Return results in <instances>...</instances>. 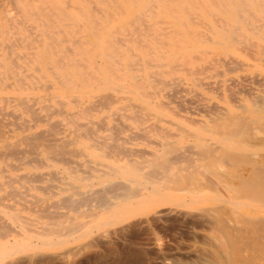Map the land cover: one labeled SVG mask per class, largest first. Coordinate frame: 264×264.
<instances>
[{
  "label": "rangeland",
  "instance_id": "rangeland-1",
  "mask_svg": "<svg viewBox=\"0 0 264 264\" xmlns=\"http://www.w3.org/2000/svg\"><path fill=\"white\" fill-rule=\"evenodd\" d=\"M0 2L2 4V5L0 4V12H1L0 14L6 13L7 15L16 18L17 22L19 19L22 23L19 24L22 27L23 24L25 23V26L23 27L25 29L22 30V32L25 35L29 32L27 35L30 34L31 36V34L34 32V27L32 25L36 22H39L40 24L39 27L43 29L42 38L45 40V43H47L45 46H47L50 43V45H52L51 47L58 48V52L60 54L61 53L63 54L61 56L64 60L68 59L69 55H72V57L90 59L95 63V65H98L100 67H104V66L107 67L108 57L106 54H102L101 52L112 51V53L118 52L124 54V55H120V54L115 55L114 58L118 61V64L123 65L126 63V65H128V67H130V69H132L133 71L140 72L139 62L141 61L142 58L146 59L148 57L145 52L147 53L158 52L163 54L159 57V59L155 58L154 60L152 59L150 60V61H157L160 64L159 65L153 63L149 64L148 70L151 72L149 73L148 78L151 81L145 80L146 82L143 85V87L139 86L138 88L134 85H130L128 83L129 82L128 79L122 80L116 78L118 83L124 82L127 86L126 87L127 89L124 88L123 91L124 93H123L121 92L122 91L121 88L120 89L118 88L116 91L107 87H97L91 80L90 84L92 85V88L90 89L89 92H84L82 88H75L73 91H70L68 94L64 96L58 95L57 98L65 99L66 102H68L65 103L64 105L62 104L59 105L60 102L58 101V99L55 97L53 98L52 96L53 90H55L57 88V85H59L58 83L59 81L57 82V78L55 79V76H53L54 72L48 69L46 72L43 73L45 76L43 75V77H41L40 86L37 90L34 91L36 92L34 95L37 96V99L35 101L36 103L33 101L34 102L32 103L33 107H31L32 105L28 106L29 110L26 109L24 112V119H30V121L25 120L24 122V126H25L24 129L26 128V126L28 127V130L25 129V132L40 131L41 129L43 130L48 126L47 122L51 120L58 121L60 119L61 121H59L57 124L59 130L58 129L55 130V135L58 137L63 136L61 138L67 140L68 143L70 140V144L67 145L68 144L67 143L65 144V146L67 145L66 147L69 148L74 147V149L76 148L75 150H77L78 148V153L77 151H73L74 156L71 155V152L68 153V155L66 153L65 155H63L65 159L67 158V160L64 159V161L66 163H69L68 165L63 161V159H60L58 155H57L58 157L57 159L55 156H49V155L45 156L48 153L47 152H46L47 154L45 153L44 147L42 145L37 146L38 150L40 151L36 150L37 152H39V154L35 152L36 154L35 153L34 154L37 155L35 157L32 152L34 148L32 149L29 145L24 144L25 142L22 143V141L19 142L17 141L19 143V148L21 150L15 154L12 153L15 155V157L14 155L8 156L11 153L6 155L8 156L7 158L5 155L4 156L0 155V198L2 196L7 197L6 199H4L5 197L3 199H0V201L1 202L3 201L4 204H7L6 207L9 206V204L12 206L14 205V208L12 209H15V210H11V208L9 209L10 206L7 209L0 204V218L2 219L0 220V225L2 227L3 225H5V227L7 228L10 225L11 228L13 227L14 228L13 230H15L14 232H9L7 234L8 230L6 231L5 227H3L5 228V231L1 228L4 232H6V234L5 235L2 234L1 233L2 230H0V237H1L0 249L3 246L10 245L15 240L22 239L23 241L29 240L31 243L33 242V244L29 247H20L17 250L13 251L12 253L4 257H0V264H178V263L189 264V262L191 264H194L193 262H195V264L198 263L200 264L199 257L201 258V255L204 258H207L208 260H210L209 257L210 258L212 257L211 259L218 257L215 258L214 260H218L220 261L221 264H225L227 256L226 255L222 256V254L214 252L213 250L214 248L210 246L209 243H207L209 241V239L206 240L207 237L212 239L211 237H213V233L211 232V226H209L210 224L201 219H195V220L192 219L193 221L191 222V220L184 221L181 219H179L178 221V218H174L175 220L172 219L173 220L172 221L170 218V220L169 219L166 220L165 222L161 223V225L158 224L160 226L156 225L155 227L152 228V230L150 229L148 230L146 227L144 229V227L136 226L135 228L131 227L132 229L129 228L128 230L125 231L116 232V231H112L111 229L108 230L107 226H105L103 228H95V229L93 228L92 231L93 233L85 237L74 238L75 235H77L80 232V231H76L75 232L76 234L75 233L71 234V236L67 241L56 245H43L41 243H38L35 240V238H33V235H35L37 232L42 231L41 228H37L39 226L41 227L52 226L53 224L62 223L65 221L64 223H62L64 224L62 225L64 229L61 231L62 227L60 226L59 228V233L61 232V234H63L65 228H67V226L69 225L68 221L69 220L71 221L70 217L71 218L76 217L77 220L84 222L92 218L91 214L93 212L98 211V208H95L96 201L93 199L95 202L94 201L89 202L92 199L89 200L88 198L89 195L88 197L86 196L87 194H89V191L84 187L79 190H80V196L81 197L83 196L82 199L86 201L84 202L82 200L83 202H77L78 206L80 205L82 206L84 204L82 207H79V210L77 208L78 206L76 205L75 208L78 210V212L75 209L71 210L70 209L71 207H67L70 211H68V209L65 208L66 203L63 204L64 202L63 199L67 198V196L69 197L70 195H72L73 198H77V195L72 194L74 192L73 191L74 188L71 184L73 183L72 181L73 176H79V177H82L84 175L86 176L87 175L86 172H88V170H89L88 173L98 174L106 169L105 166L106 163L114 159H120V158L123 159L125 157H130V156L136 157L138 154H143L147 152V150L150 151L157 146L160 139H165V140L167 139L172 141L174 139L183 138L184 143H188L191 140L193 141L195 139L197 133L208 139H215V138L217 139L223 134L215 130L216 128L215 123L219 120H223L224 118H226L228 114L229 115L237 114V113L247 114L248 117L257 116L258 114L260 115L263 114L264 110L258 111L257 109L259 107H257L256 104H260L259 102L260 100L257 99V97H261V95L264 94V90H263L264 89V53H263L264 52L263 50L264 49L263 48L264 47V14L251 15L252 17L250 16V18L247 19V22L251 23L248 24L252 26L250 27L247 25V22L245 23L240 22L238 25H235L234 22H232V16H231L234 10H229V9L226 10L224 6L219 4L220 0H59L58 3L59 8L54 7L55 9L53 8L54 11L51 13H49L50 7L48 6L45 0L44 1L43 0H0ZM20 3L23 4V6H25L24 11L21 10ZM146 3L147 5L144 6ZM230 3L232 4L233 7H235V5L239 3V0H230ZM34 4H39V13L35 14L33 13V11H31L32 9L31 7ZM255 5L256 8L258 9L260 8L259 3H255ZM6 8L7 10H10V12L7 11ZM237 11H238L237 13L241 12L240 10ZM217 23L220 25H218ZM234 25L236 26L235 27L236 30L235 33L233 34L234 35L233 37L229 36L228 39H222L221 42H218L215 39L218 33L220 34L219 29L227 30L231 27L234 28ZM29 28L31 29L29 30ZM213 28H216L217 30L216 29L214 30ZM252 28L254 29L252 30ZM254 30L256 31L258 30L257 33H254ZM212 32H214L216 36ZM243 34L244 36H246V38L243 37ZM234 38L237 41H234ZM53 39L55 41H53ZM77 39L79 40L76 42ZM243 39L244 42H242ZM233 41L236 44L235 43L233 44ZM222 42L223 44H221ZM250 43L252 45H249ZM28 47L29 46H27L26 50L30 51L31 48ZM67 47L70 48L71 51H69L70 49H68ZM249 48L250 50H248ZM76 52H81V54H76ZM229 55H231V57H228ZM232 57L233 58L236 57V60H234ZM49 58H50V54L46 53L44 54L43 61L46 62V60H48ZM130 58H135V59L137 58V60L133 62V64L132 63L129 64L128 61L130 60ZM223 58H225V60ZM231 58L234 62L231 61ZM164 60H171V62L169 65L167 64L164 65L162 64V61ZM237 60H239V63L241 64L240 66ZM224 61L227 62L230 61V64L227 62L224 63ZM225 64L227 67L225 66ZM77 68L79 69V71L86 69V67L83 65H77ZM151 73L152 75H150ZM156 78L158 82L157 80H154ZM180 79L182 80L180 81ZM152 82L155 83L153 84ZM175 82H177V84L179 83V86H177ZM48 83L53 87L48 86L49 85ZM172 83L174 84L173 86ZM46 84L48 85L46 86ZM150 85L152 86V88ZM181 86L184 89L186 87V89L185 90L182 89ZM174 87L177 91L174 89ZM133 89L137 90L138 93L135 94ZM109 91L113 92L112 93L113 97L109 103L103 102L106 105L105 108V106L101 105L102 103H100L101 101H99L100 100L99 97L101 96V94L107 93ZM259 93L261 95L258 96ZM120 94L121 95L123 94L124 97L121 96ZM150 94L151 96L153 94L155 98L153 96L151 97ZM113 98L116 100L114 101ZM95 99L98 100L99 104H97L98 102H94ZM253 99L255 100V103H253L254 102ZM56 100L58 101V104ZM145 100H150L151 103L148 106L146 105L144 106L143 104H145L144 102ZM44 103H47L45 104L46 106L44 105ZM123 103H125L124 106ZM240 103H244L243 105L245 106V108L242 107L244 109L235 106V104L241 106ZM251 103L255 104L256 107L253 106ZM132 104L133 105L136 104V105L132 106ZM47 105L49 106H48V110L46 111L45 109L47 108ZM90 105L93 106V110L92 107L87 108V106L90 107ZM96 105H98L97 108ZM42 106H44L45 108L43 109ZM54 106L57 107L58 110L62 109L60 106L62 107L64 106L63 109H65L66 111L62 110L63 114H60L62 111H57V109L54 108ZM118 106L119 107L122 106L123 108H119ZM37 107L39 108L37 109ZM51 108H54L58 113L56 114V112L53 111L54 109ZM94 108L97 110H95ZM33 109H35V111L37 112L41 110L38 113H34L36 115L38 114V116H36V118H38L36 119L38 120L35 122L36 124L33 123L35 119V116H33L34 114L32 113ZM50 110H52L55 114L53 112L49 113ZM135 110H139V111H135ZM45 111L49 113V116L50 114H52L50 119L49 117H47L48 114ZM68 112L72 114L70 115ZM113 113H115L116 115ZM30 114L32 115V117H34V119L30 117ZM41 114H43L44 117ZM64 114L67 115V119ZM216 114L219 115L220 117L217 118L218 116ZM105 115L107 117H105ZM40 116H42L41 117L42 120ZM142 116L144 118L148 117L147 118L148 120L146 118L144 119ZM72 117L74 118V120L71 119ZM43 118L47 121H43ZM68 118L71 121H69ZM101 118L102 119L104 118L102 122L106 121L103 126L100 120ZM209 118L210 120L212 119L214 122L213 121H212L213 123L210 122L208 120ZM39 119L41 121H39ZM75 120L77 121L75 122ZM26 121L28 124H31V126L30 125L28 126V124H26ZM72 121L74 122L72 123ZM79 121L80 123H82V121H85L86 124L89 125V128L90 126L93 127L92 129L91 128L89 130L87 129V133L83 132L85 135L87 134V137L85 135H84L85 137L83 135L81 137L80 136L76 137L78 136L77 134L81 132L80 129H78L79 125H77ZM93 121L96 122L92 123ZM60 122H63L62 124L64 125H62ZM98 122L100 124H97ZM257 122L253 123L252 126L255 125L257 126L259 124H262L264 127V123H263L264 117L263 119ZM139 123L143 127L139 126L140 125ZM155 123L157 126L154 125ZM59 125L63 127H59ZM73 125L78 127L76 128L78 130L74 129ZM114 125L115 127L117 126V128H115ZM111 126H113V128ZM10 127L13 130L12 131L10 129V132L12 133V136L10 137V141H15L16 138L15 134L17 133L19 134V131L15 129L14 124H11ZM96 127L98 130L96 129ZM107 127H109V130L112 128L111 130L113 133L111 132V130L109 131ZM118 127L122 128L123 130L120 129L119 131ZM259 128L256 129L259 130L262 129L261 126ZM60 129H62L63 133L61 132ZM69 129H72V131L69 132ZM116 129H118L119 135L118 132H116L117 133L116 134L115 131H113ZM144 129H146V131L144 133L145 136L144 135L143 136L146 139H144V137L142 136ZM256 129L252 128V130L254 131L250 132L252 133L251 136H253V134L255 133L254 136L257 135L258 139L259 138L262 139L263 142L264 128L260 132H258L259 130L256 131ZM185 130L187 131L186 133ZM74 131L76 132L75 135H74L75 133ZM109 132L113 136L116 134L121 138L117 137L119 139L116 138V140L114 141L116 136H114V139H111L112 135L108 134ZM140 132H142L141 134L142 137L141 136L137 137V134L139 135ZM188 132L190 134H188ZM90 133L92 134V137L91 135L89 136ZM250 133L248 134L249 137H250ZM96 134L98 135L97 137ZM248 135L247 138H249ZM51 136L48 135V137ZM104 136L107 137L108 139L105 138ZM75 137L77 139H75ZM130 137L132 139H130ZM254 138L255 137H252L251 139L253 140ZM73 139H75L76 143H71L74 141ZM123 139L124 140L127 139V140H125L124 142ZM260 139L257 141H261ZM81 141H86L91 144L93 143L92 145L96 144L98 150H96L97 148L96 146H93L92 150L94 151L91 150L90 153H87L86 151H82L83 145ZM122 141L123 144L121 143ZM226 141H229L228 142L229 146L230 143H233L231 140H226ZM109 145H115L114 146L115 149L110 148ZM120 146L122 147L126 146L127 148L124 147L123 149H125V152L126 150L127 151L129 150L131 155L129 154V151L126 152L125 154L123 149H121L122 147ZM24 147H26V150ZM99 147L101 149H104L105 147V152L103 151L104 154L103 156L96 157L94 152L100 151ZM260 147L264 148V144L261 145ZM23 148L26 152L22 151ZM27 148H30L31 150H29L28 152ZM133 149L136 152L134 154L132 153ZM80 150L82 151V153ZM27 152L30 154H28ZM83 153L84 154L86 153L87 156L85 155L84 157ZM105 153L106 154L109 153L108 155L109 157L105 155ZM28 155L35 158H31ZM110 155L112 156L111 158ZM12 156L15 159H13ZM63 156H61V158H63ZM49 157L50 159L52 158L54 159L50 160ZM4 158L6 162L3 161ZM28 158L31 159V163L28 160ZM36 158L37 159L39 158L38 161L36 160ZM69 158H72V160H70V162L72 163L69 162L68 160ZM87 158L89 160L90 166H92L89 167L90 169H87L86 167L89 166L88 164H86L88 162ZM16 159L18 161H16ZM42 159L44 161H42ZM58 159L61 161H59ZM10 160L11 163H13V165L14 164L16 165L18 163L17 165L19 166L17 167L20 168L18 169L17 167H14L13 169V167H11V163H8L10 164L9 166L7 162H10ZM76 161L77 163L78 162L81 163V164L78 163V167L79 165H81L82 167L77 168ZM39 163L41 164V166H37L39 165ZM72 166L75 168H73ZM15 168L17 169L15 170ZM79 169H84L83 171L85 170L87 171H85V173L82 174V172L79 171ZM7 170L9 171L8 173ZM71 171L72 172L75 171V172L72 173ZM23 174H26L27 177H29L28 179L34 178L35 177L34 174H35L36 175L35 178L40 177V179L43 180L42 181L43 183L40 182L41 180L38 181L39 179L38 180L36 179L38 181L36 182L35 178H34L35 181H33L32 179L33 181L32 183L31 181L30 182L28 181V183H26L25 181L26 179H23V177L20 180V177ZM31 174L32 177L29 176ZM49 174L52 176L54 175L55 177L58 176L57 178L58 179L60 178V182L58 180L55 181L56 179L50 181ZM16 179L19 181H15ZM8 181L10 182V184H7ZM67 182L69 183L66 184ZM46 183L47 184L49 183L50 185L52 184L53 186L45 191L44 187H46L45 186L47 185ZM30 184L33 186L31 187ZM10 185L14 186L13 189L12 186ZM23 185H25L26 187ZM38 185L40 186V188L44 186L43 187L44 190L43 189L40 190ZM8 186H10V188ZM49 186H47V188ZM59 186L61 187L62 190L60 189ZM24 187L25 188L28 187L30 190L24 189ZM36 187H38L39 190ZM96 187L97 185L94 186V188ZM10 189L13 190L12 192L13 196H11V198L18 199L21 203L25 204L26 205L25 210L24 208L21 209L23 207L20 206L21 203L18 202L20 204L19 205L18 203L13 202L14 199L10 198L9 196L11 195L10 193L9 195H7L8 193L7 191L8 190L11 191ZM17 190L18 192L20 190L23 191L22 192L23 194L22 193H21L22 195L19 194V197L20 195L27 196L28 195V194L26 195L27 192L29 194H33L34 196L33 195L31 196L35 197L36 199L34 200V198L29 195L27 197L23 196L24 198L23 200H21L22 197L19 199L18 195L14 196L15 194L14 191L17 192ZM51 190L54 191V193L51 192ZM55 193L57 194L55 195ZM25 198L26 200L31 199L30 200L31 202L33 201V204H35L34 206H36L34 207L32 206L33 204L31 205L32 207H34L33 208L34 211H32L31 206L29 205L31 202L28 203L29 200L28 202L24 201ZM85 198H88V201ZM60 201H62L63 204V207L62 206L59 207L61 209H59L56 206V205L59 206V204H61ZM46 202L48 205H51L53 207L56 206L58 209H56V207H54L55 209L52 208L51 206L48 207V205L46 209ZM88 202L89 204H87ZM51 203L54 205H52ZM38 205H40L39 206L40 209H38ZM89 208L92 211L91 210L89 211ZM36 210H40V211L46 210L47 212H45V214L47 213L46 214L47 217H49L52 213L54 214L56 213L55 216H57V214L58 216L59 215L60 216L53 217V219L51 220L53 215L50 216L51 218L49 219L46 217L44 213H42V211L40 213V211L37 212ZM82 210L84 211L82 212ZM30 211H32V213ZM73 211L78 214H74ZM10 212H19L18 213L19 219L11 220L5 214ZM36 212L38 215L40 214L39 218ZM64 213L68 217L64 216ZM71 213H73L74 215ZM61 214H63L64 216L63 218ZM79 214H82L83 217L82 215ZM21 215L23 217L20 218ZM41 215L42 216L45 215V217H42ZM85 215L88 217H86ZM25 216L26 218L29 219H25ZM41 217L43 219H41ZM65 217L67 218L66 220L64 219ZM3 221L4 223H2ZM55 221L56 223H54ZM30 222L32 226L29 225ZM24 226L28 229H26ZM29 228L30 230H32L31 232L27 231L29 230ZM155 228H157L158 230ZM35 230H37L36 233ZM17 231L21 235L15 233ZM112 234L114 235V237ZM205 234L207 235V237H205L206 236ZM72 241L76 243L72 244ZM207 251L211 252V254L210 253L208 254L210 256L207 255ZM212 253L214 255V258ZM56 254H58V256ZM203 254H206L207 256ZM196 255L198 257H196ZM243 255H245L247 259L250 261L247 262V264H264V255L262 254H257L256 252L247 249V251H245ZM221 256L224 257V259Z\"/></svg>",
  "mask_w": 264,
  "mask_h": 264
},
{
  "label": "bare ground",
  "instance_id": "bare-ground-1",
  "mask_svg": "<svg viewBox=\"0 0 264 264\" xmlns=\"http://www.w3.org/2000/svg\"><path fill=\"white\" fill-rule=\"evenodd\" d=\"M45 1L47 2L48 6L50 7L49 13L53 12L55 8H59V4H58L59 0H45ZM255 3L260 4L259 9L255 7L256 6ZM0 4H1V2H0ZM219 4L224 6L226 8V10L227 9L234 10L235 13L233 12V14H231V13L230 14L232 16V22H234L235 25H238L240 22H244V23L247 22V19H249L251 15H258V14L263 15L264 14V0H239V3H238L239 5L237 4V5H235V7L232 6V4L230 3V0H220ZM146 5H147V3L144 6H146ZM20 7H21L22 11L25 10V6H23V4H21V3H20ZM31 8H32L31 11H33V13H35V14L39 13V4H34V5H32ZM6 10H7V8H6ZM12 10H14V9H12ZM237 10H240L241 12L237 13L238 12ZM7 11L10 12V10H7ZM15 13H17V12H15ZM213 14H215V13H213ZM14 16H16V15H14ZM19 21L20 20L18 19V22H17L16 18L9 16L6 13L0 14V155L1 156H4V155L6 156L9 153H11V154L8 156H11V155H14L15 153L19 152L21 150L19 148V143H18L19 141H22V143L25 142L24 144L29 145L32 149L34 148V150L32 151L33 154L37 151H40V150H38L37 146L42 145L44 147L45 153L46 152L48 153V154L46 153L47 155H45V156H48V155L49 156H55L56 159L59 157L60 159H63V161L65 159V157L63 156V155H65V153L67 155L70 152H71V155H73V153H74L73 151H77V153H78V148H77V150H75L76 148L74 149V147L73 148L66 147L67 145L70 144L69 138H68V140H69V143H68L67 140H64V138H61L63 136L58 137L55 135V130L58 129L57 124L59 121H61L60 119L59 120L57 119L58 121L51 120V121L47 122L48 126L46 128H44L43 130L41 129L40 131L25 132V129L28 130V127L26 126V128L24 129V127H25L24 122H25V120L30 121V119H24V112L26 109L29 110L28 106L32 105V103H34L36 101L37 96L34 95L36 93L34 91L39 88L40 83H41V77H43V75H44L43 73L46 72L48 69H50L54 72L53 76H55V79L57 78V82L59 81L58 82L59 85H57V88L55 90H53V92H52L53 98L54 97L57 98L58 95L64 96V95L68 94L70 91H73L75 88H82V90L84 92H89L90 89L92 88V85L90 84L91 80L93 81V83L97 87H107V88H110V89L116 90V91L118 88L119 89L121 88L122 89L121 92H123L124 88L127 89L126 88L127 86L124 82L118 83L116 78H119L122 80L128 79L129 80L128 83L130 85H134L138 88H139V86L143 87V85L146 82L145 80H150L148 78V75L151 72L148 70L149 64L150 63L151 64L152 63L158 64V65L160 64L157 61H150V60L151 59L154 60L155 58L159 59V57L161 55H163V54L158 53V52H148V53L145 52L148 57L146 59L142 58L141 61L139 62L140 63V66H139L140 72L133 71L132 69H130V67H128V65H126V63L123 65L118 64V61L114 58L115 55H117V54L124 55V54L118 53V52L112 53V51H102L101 52L102 54H106L108 57L107 67L106 66L100 67L98 65H95V63L90 59H85V58H80V57H78V58L72 57V55H69L68 59L64 60L61 56L63 54L62 53L60 54L58 52V48L51 47L52 45H50V43L47 46H45L47 43H45V40L42 38L43 29H41L39 27L40 26L39 22H36L32 25L34 27V32L30 36V34L27 35L29 32L26 35L22 32V30L25 29V28H23L25 26V23L23 24V27H22L19 24V23H21V21L20 22ZM248 24H251V23L247 22V25ZM218 25H220V24H218ZM235 25H234V28L231 27L227 30L219 29L220 34L218 33L217 36L214 34V32H212L216 36L215 39L218 42H221L222 39H228L229 36L233 37L234 36L233 34L235 33V30H236ZM248 26L252 27L251 25H248ZM33 27H31V28H33ZM238 27H240V26H238ZM31 28H29V30ZM213 29L215 30L216 28H213ZM253 29L254 28H252V30ZM59 30H61V29H59ZM257 31L254 30V33H257ZM55 32H56V30H55ZM207 34H208V32H207ZM243 37L246 38V36H244V34H243ZM235 38H236V36H235ZM235 38H234V41H237V40H235ZM78 40L79 39H77L76 42ZM238 40H240V39H238ZM248 40H249V38H248ZM53 41H55V40L53 39ZM234 41H233V44L235 43ZM242 42H244V39ZM221 44H223V42ZM54 45H55V43H54ZM249 45H252V44L250 43ZM27 46H29L31 48L30 51L26 50ZM261 47H263V46H261ZM263 48H261V49H263ZM68 49H70V48H68ZM226 49H227V47H226ZM248 50H250V48ZM69 51H71V49ZM206 51H204V52H206ZM46 53L50 54V58L48 60H46V62H44L43 57H44V54H46ZM74 53H73V55H74ZM200 53H202V52H200ZM76 54H81V52H76ZM165 56H167V55H165ZM219 56H220V54H219ZM213 57H215V56H213ZM228 57H231V55H229ZM232 58H231V61H233ZM223 59L225 60V58H223ZM233 59L236 60V57ZM136 60H137V58L136 59L130 58L128 63L133 64V62H135ZM164 61H166V62H164ZM164 61H162V64H164V65L165 64L169 65L171 62V60H164ZM237 61L239 63V60H237ZM85 62H86V64H85ZM225 62H227V61H224V63ZM227 63L230 64V61ZM121 64H122V62H121ZM77 65H83L86 67V69L79 71V69L77 68ZM240 65L241 64L239 63V66ZM225 66H226V64H225ZM154 69H155V67H154ZM230 71H232V70H230ZM111 74H112V76H111ZM170 74H172V73H170ZM150 75H152V73ZM154 80H157V78ZM181 80L182 79H180V81ZM157 82H158V80H157ZM48 84H46V86ZM175 84H177V82H175ZM41 85H43V84H41ZM173 85L174 84L172 83V86ZM48 86L53 87L50 84ZM177 86H179V83L177 84ZM151 88H152V86H151ZM170 88H171V86H170ZM181 88H182V86H181ZM174 89H175V87H174ZM182 89H184V88H182ZM182 89H181V91H182ZM185 89H186V87H185ZM133 91L135 94L138 93L137 90L133 89ZM112 93L113 92L109 91L107 93L101 94V96L99 97L100 98L99 101H101L100 103H102L101 105L105 106V108H106V105L103 102L109 103L113 97ZM168 93H169V91H168ZM48 95H50V94H48ZM120 95H118V96H120ZM175 95H177V94H175ZM259 95H261V94L259 93L258 96ZM121 96H123V94ZM150 96H151V94H150ZM152 96H153V94H152ZM57 99L60 102L59 105H61V104L64 105L65 103H68V102H66L65 99H62V98L61 99L57 98ZM257 99L260 100L259 101L260 104H256V106L260 108V109L258 108L257 110L258 111L264 110V94L261 95V97H257ZM115 100L116 99H114V101ZM129 100H130V98H129ZM154 100H153V102H154ZM58 101H57V104H58ZM253 101L252 102L255 103L254 99H253ZM94 102H98V100L95 99ZM144 102H145V104H143L144 106L145 105L148 106L151 103L150 100H145ZM160 102H162V101H160ZM253 103H251V104L253 106H255V104H253ZM45 104H47V103H44V105ZM49 104H50V102H49ZM78 104H79V102H78ZM97 104H99V102ZM124 104L125 103H123V106H124ZM240 104H241V106L236 105V104H235V106H238L240 108H242V107L245 108V106L243 105L244 103H240ZM134 105H136V104H134ZM134 105L132 104V106H134ZM48 106L49 105H47V108L45 109L46 111L48 110ZM97 106L98 105H96V108H97ZM31 107H33V105ZM60 107L62 109L59 108L61 110H58V108L54 106V108H56L57 111L65 110V109H63L64 106L63 107L60 106ZM91 107L93 110L92 105H90V107L87 106V108H91ZM38 108L39 107H37V109ZM42 108L44 109L45 107L42 106ZM54 108H51V109H54ZM110 108H111V106H110ZM119 108H123V107L121 106ZM244 108H242V109H244ZM35 109H36V107H35ZM35 109H33V110L35 111ZM33 110H32L33 114L41 111L40 110L38 112L37 111L34 112ZM95 110H97V109H95ZM53 111L56 112V114L58 113L55 109ZM53 111L50 110L49 113H51ZM135 111H139V110H135ZM46 113L48 114L47 117H49V119H50L52 114H50V116H49V113L48 112H46ZM31 114H30V117L34 119V117H32L33 114L32 115ZM60 114H63V111ZM113 114H115V113H113ZM137 114H139V113H137ZM222 114H223V112H222ZM41 115L43 116V114H41ZM33 116H35V119H34V121L32 119V121H33V123H35L36 121H38V120H36V119H38V118H36V116H38V114L37 115L34 114ZM42 116H40V118ZM65 116L67 119V115H65ZM217 116H218L217 118L220 117L219 115H217ZM105 117H107V116L105 115ZM263 117H264V113L261 115L258 114L257 116H251V117H248L247 114H238V113L237 114H230V115L228 114V116L226 118H224L223 120H219L215 123V126H216L215 130L217 132L223 134L217 139L216 138L215 139H208V138L200 135L199 133L196 134L195 139L193 141L191 140L188 143H184L183 138L174 139L172 141L167 140V139L166 140L160 139L157 146L154 147L150 151L147 150V152H145L143 154H138L136 157L130 156V157H125L123 159H121V158L120 159H114V160L106 163V165H105L106 169L103 170L102 172L98 173V174L88 173L89 172V170H88V172H86L87 173L86 176L85 175L82 177L73 176L72 177L73 183H71V184H72L74 190L73 189H71V190L74 191L72 194L77 195V198H73L72 195H70L69 197L67 196V198H65L66 197L65 196L64 197L65 199H63V201H64L63 204L66 203L67 205H69V206H67L65 204V208L68 209L67 207H71L70 208L71 210L72 209L77 210L75 208L76 205L78 204L77 202H83L84 201L82 199L83 196L82 197L80 196V190L79 189L84 187L89 191V194H87L86 196L88 197V195H89V197H88L89 200L92 199L89 202H92L94 200L96 201V202L94 201L96 203L95 208H98V211L93 212L91 214L92 218L90 220H87L84 222L77 220L76 217H73V218L70 217L71 221L70 220L68 221L69 225L67 226V228H65L63 234H61V232L59 233V228H60V226L62 227L61 231L64 229L62 226L64 224H62V223H64L65 221L62 223L53 224L52 226H46V227L39 226L37 228H41L42 231L36 233L37 230H35L36 234L33 235V238H35V240L38 243H41L43 245H56V244H61V243H64L65 241H67L69 239V237L71 236V234H74L76 231H80V232L77 235H75L74 238L85 237V236L93 233L92 232L93 228L94 229L95 228H103L105 226H107L108 230L111 229L112 231H116V232L117 231H125V230H128L129 228L132 229L131 227L135 228L136 226L137 227H144V229L146 227L148 230L149 229L152 230L153 227H155L158 224L161 225V223L165 222L168 219L170 220V218H171V220L174 218H178V221H179V219L184 220V221L191 220V222L193 221L192 219H194V220L195 219H201V220H204L210 224L209 226H211V232L213 233V237H211L212 239L208 238L207 235L205 234L206 235L205 237H207L206 240L209 239V241H211V242L208 241L207 243H209V245L214 248L213 249L214 252L220 253V254H222V256L223 255L227 256L226 263L224 260L225 264H247V262H250L247 259V257L245 256L247 253L245 255H243V253L245 251H247V249L254 251L257 254L264 255V148L260 147L261 145L264 144V141L262 142V139H260V138L259 139L261 141H257V140H259L258 136L257 135L254 136L255 133L253 134V136H251L252 133H250L251 131H254V130H252V128L256 129V128H259L260 126L262 127V129L264 128L262 124H259L260 126L259 125L252 126L253 123L260 121L261 119H263ZM71 119L74 120L73 117ZM103 119L102 118L100 119L101 122L103 121ZM118 119H120V118H118ZM212 119L210 120V118H209L208 120L210 122H212L213 121ZM41 120H42V118H41ZM41 120L39 119V121H41ZM68 120H69V118H68ZM43 121H47V120H45L43 118ZM69 121H71V120H69ZM76 121L77 120H75V122ZM96 121H93L92 123H94ZM133 121H134V119H133ZM73 122L74 121H72V123ZM105 122H102V126L105 124ZM60 123L62 124L63 122H60ZM11 124H14L15 129H17L19 131V134L18 133L15 134L16 135L15 141H10V137L12 136V133L10 132V129H11L10 125ZM26 124H28L27 121H26ZM97 124H100V123L98 122ZM143 124H145V123H143ZM29 125L31 126V124H28V126ZM62 125H64V124H62ZM77 125H79V128L73 125L74 129L78 128V129H80L81 132L78 133L77 134L78 136H76V137H79V136L81 137L82 135L84 136L85 134L83 132L87 133V129L89 130L90 128L91 129L93 128L92 126H90V128H89V125L86 124L85 121H82V123H80V121H79ZM154 125H156V123ZM139 126H141V124ZM59 127H63V126L59 125ZM100 127H101V125H100ZM111 127L113 128V126H111ZM114 127H115V125H114ZM141 127H143V126H141ZM107 128L109 130V127H107ZM115 128H117V126ZM78 129H76V130H78ZM96 129H97V127H96ZM120 129H122V128H119V131H120ZM147 129H149V128H147ZM181 129H182V127H181ZM259 129H256V131ZM60 130L63 133L62 129H60ZM142 130H143V128H142ZM186 130H185V133L187 132ZM261 130H259L258 132H260ZM70 131H72V129H69V132ZM113 131H115V133H116V132H118V129L113 130ZM145 131H146V129H144L143 134H142V132H140L139 135L137 134V137L141 136V134L143 136ZM151 131H152V129H151ZM182 131H183V129H182ZM89 132H91V131H89ZM111 132H112V130H111ZM58 133H60V132H58ZM249 133H250V137L248 135ZM75 134H76V132L74 133V135ZM108 134H111V133L109 132ZM116 134L114 135V136H116L115 139H114V136L112 134H111L112 136L110 135L111 139H114V141L116 140L117 137L121 138L120 136H117ZM188 134H190V133L188 132ZM48 135L49 136L52 135V136L48 137ZM66 135H68V134H66ZM90 135L92 137L91 133L89 134V136ZM93 135H95V134H93ZM118 135H119V132H118ZM247 135L249 138H247ZM85 136L87 137V134ZM97 136L98 135L96 134V137ZM76 137H75V139H77ZM252 137H255V138L252 140L251 139ZM105 138H107V137H105ZM119 138H117V139H119ZM75 139H73V140L75 141ZM99 139H101V138H99ZM130 139H132V138L130 137ZM144 139H146V138L144 137ZM125 140H127V139H125ZM125 140L123 139L124 142H125ZM226 140H231L233 142V143H230L231 147L229 146V143H228L229 141H226ZM74 141L71 143H76V141L75 142ZM102 141H104V140H102ZM123 141L121 142L122 144H123ZM81 142L83 145L82 151H86L87 153H90V151L92 150V147L96 146V144L92 145L93 143L91 144V143H88L86 141H81ZM147 142H149V141H147ZM95 143H97V142H95ZM126 143H127V141H126ZM65 144H67V145L65 146ZM26 145H24V146H26ZM114 146L115 145H109V147L112 149L113 148L115 149ZM120 147H122V146H120ZM124 147H126V146H123L121 149H123ZM24 148L26 150V147H24ZM24 148L22 151L26 152L24 150ZM35 148H37V149H35ZM27 149H28L27 150L28 152H29V150H31L30 148H27ZM99 149H100V151L94 152L96 157H100V156L104 155L103 151L105 152V147H104V149H101L99 147ZM96 150H98V147L96 148ZM107 150H106V152H107ZM22 151H21V153H22ZM80 151H79V153H80ZM82 151H81V153H82ZM92 151H94V150H92ZM123 151L126 154V152H128L129 150L128 151L126 150V152H125V149H123ZM132 151H133L132 152L133 154L136 153L134 151V149ZM12 153H14V154H12ZM37 153L39 154V152H37ZM28 154H30V153H28ZM35 154H34V156L36 157L37 155H35ZM129 154H130V151H129ZM57 155H58V157H57ZM83 155H84V157H85V155L87 156L86 153L85 154L83 153ZM105 155L108 156L109 153H107V154L105 153ZM111 155H110V158L112 157ZM8 156H6V158ZM28 156H30V155H28ZM61 156H63V158H61ZM14 157H15V155H14ZM14 157H13V159H15ZM30 157L35 158L32 156H30ZM17 159H16V161H18ZM38 159L36 158L37 161H38ZM49 159H50V157H49ZM52 159H54V158H52ZM52 159H50V160H52ZM28 160L31 163V159L28 158ZM65 160H67V158ZM68 160L70 162V160H72V158H69ZM3 161H5V158L3 159ZM19 161H20V159H19ZM42 161H44V160L42 159ZM59 161H61V160H59ZM87 161L88 162L86 164H88L89 166H86V167H87V169H90L89 167H92V166H90L88 158H87ZM34 162H36V161H34ZM39 162H40V160H39ZM8 163H11V160H10V162H7V164ZM70 163H72V162H70ZM76 163H77V161H76ZM78 163H80V162H78ZM78 163L76 164L77 168L82 167L81 165H79V167H78ZM17 164L13 165V163H11V167H13V169H14V167L19 166ZM37 164H38V162H37ZM66 164L69 165V163H66ZM8 165L10 166V164H8ZM37 166H41V164L39 163V165H37ZM17 168H15V170ZM73 168H75V167H73ZM73 168H72V170H73ZM83 170L84 169H79V171H81L82 174L85 173V171H87V170H85V171H83ZM67 171H70V170H67ZM75 171H73V172H75ZM1 172H3V171H1ZM8 172L9 171L7 170V173ZM23 175H26V174H23ZM23 175H21L20 180L23 177V179H26L25 180L26 183H28V181L29 182L31 181V183H32L36 179L37 180L39 179L38 181L41 180L40 177H38V176H37L38 178H35L36 177L35 174H34L35 180H34V178H31L32 174L29 175V176H31L30 177L31 179H28L29 177H27V175L26 176H23ZM16 176H18V175H16ZM49 176L51 178H53V179H51L49 177L50 181H53L56 179L55 181L58 180L60 182V178L59 179L57 178L58 176L55 177L53 175L55 178L50 174H49ZM41 177H43V176H41ZM32 179H33V181H32ZM42 179H44V178H42ZM37 180H36V182H38ZM15 181H19V180L16 179ZM25 181H24V183H25ZM42 181L43 180H41L40 182H42ZM5 183H6V181H5ZM18 183H20V182H18ZM68 183L69 182H67L66 184H68ZM7 184H10V182L8 181ZM48 184L45 185L46 187L43 186L45 191L53 186L52 184L51 185L49 184L50 186ZM95 185H97L96 188H94ZM10 186H12V185H10ZM10 186H8V187L10 188ZM23 186H25V185H23ZM23 186H21V187H23ZM30 186L32 187L33 185L30 184ZM47 186H49V187L47 188ZM13 187L14 186H12V189H13ZM25 187H24V189H29L28 187L27 188H25ZM38 187L40 188L39 185H38ZM38 187H36V188L38 189ZM43 187L40 188V190L43 189ZM60 189H61V187H60ZM20 191L19 192H18V190H17V192L14 191V193H15L14 196L18 195V197H19V194H21L23 192V191H21V192ZM7 192H8L7 195H9V193L11 194V195H9L11 198V196H13L12 195L13 190H11V191L8 190ZM25 192H26V190H25ZM51 192L54 193V191H52V190H51ZM46 193H48V192H46ZM56 194L57 193H55V195ZM21 195H20L19 199L22 197L21 200H23L24 197H27L29 195L31 196L33 194H29L26 192L27 196L23 195L24 196L23 197ZM33 196H31V197H33ZM86 196H84V197H86ZM4 197L5 196H2L0 199H3ZM6 198L7 197H5L4 199H6ZM33 198H34V200L36 199L35 197H33ZM88 198H85V199H87V201H88ZM11 199H14L13 202H15V203H18V202L21 203L18 199H15V198H11ZM37 199H39V198H37ZM15 200H17V201H15ZM28 200H29V202H28ZM30 200L31 199L26 200V198H25L24 201L30 203L31 202ZM46 201H47V199H46ZM89 202L87 204H89ZM60 203L62 204V201H60ZM0 204L4 208L8 209V207L10 206L9 209L11 208V210H15V209H12V208H14V205L12 206L9 204V206L6 207L7 204H4L3 201L2 202L0 201ZM22 204L23 203H21V205L20 204L19 205L21 207L23 206L21 209L24 208V210H25L26 205L25 204L22 205ZM32 204H33V201L29 205L31 206ZM57 204H58V202H57ZM61 204H59V206L58 205H56V206L58 208L60 206L63 207V204L62 205ZM34 205L35 204H33L32 206H34ZM40 205H38V209H40V207H39ZM47 205L48 204L46 202V209H47ZM52 205H54V204H52ZM32 206H31V209H32V211H34L33 208L36 206H34V207H32ZM49 206H51V205H48V207ZM56 206H54V207H56ZM82 206L81 205L78 206L77 207L78 210H79V207H82ZM86 206H89V205H86ZM51 207L54 208L53 206H51ZM57 207H56V209H58ZM59 209H61V208H59ZM78 210H77V212H78ZM90 210L91 209L89 208V211ZM32 211H30V212L32 213ZM36 211L39 212L40 210H36ZM41 211H40V213H41ZM68 211H70V210L68 209ZM83 211L84 210H82V212ZM37 212H36V214H37ZM45 212H47V211L46 210L42 211V213H44V214H45ZM18 213L19 212H10V213H5V214L11 220H18L19 219ZM73 213L78 214V213H75L74 211H73ZM73 213H71V214H73ZM55 214L52 213L50 215V216L53 215L52 218L49 216V214H48L49 217H47V215H46V217L49 219L51 218V220H52L53 217H59L60 216V215L58 216V214H57V216H55ZM39 215H38V218H39ZM45 215H43V216L41 215V216L45 217ZM79 215H82V214H79ZM61 216L63 218L64 216H67V215H65V213H64V216H63V214H61ZM88 216H86V217H88ZM21 217H23V216L21 215L20 218ZM42 217H41V219H43ZM82 217H83V215H82ZM25 219H29V218H26V216H25ZM64 219L66 220L67 218L65 217ZM0 220H2V219L0 218ZM4 221H6V220H4ZM4 221L2 223H4ZM54 223H56V221ZM8 224H10V223H8ZM27 224H28V222H27ZM29 225H31V222ZM33 225H35V224H33ZM160 225H158V226H160ZM3 227H5V225H3ZM3 227L0 225V230L3 229L5 231V228H6V231L8 230L7 234L9 232L15 231V230H13L14 228L13 227L11 228L10 225L8 226V228L7 227L3 228ZM159 228H161V227H159ZM26 229H28V228H26ZM155 229H157V228H155ZM9 230H11V231H9ZM2 231H1V233L5 235L6 232L3 231L4 232L3 233ZM27 231L31 232L32 230H30V228H29V230H27ZM15 233L19 234L18 231ZM100 234H99V236H100ZM19 235H21V234H19ZM101 237H103V236H101ZM113 237H114V235H113ZM100 241H102V240H100ZM73 243H76V242L72 241V244ZM32 244H33V242L31 243L29 240L28 241L27 240L23 241L22 239L21 240H15L10 245L3 246L0 249V257H4V256L8 255L20 247H29ZM78 252H79V250H78ZM200 252H201V250H200ZM209 253L211 254V252L207 251V255ZM65 254H66V252H65ZM56 255L58 256V254H56ZM203 255H206V254H203ZM212 255H213V253H212ZM182 256H183V254H182ZM208 256H210V255H208ZM196 257H198V256L196 255ZM211 258L209 257L210 260H208L207 258H204L201 255V258L199 257L200 260L199 259L198 260H199L200 264H217V263H220V261L214 260L215 258H218V257L214 258V255H213L214 259H211ZM222 258L224 259V257H222ZM193 263L195 264V262H193ZM189 264H191V263L189 262Z\"/></svg>",
  "mask_w": 264,
  "mask_h": 264
}]
</instances>
